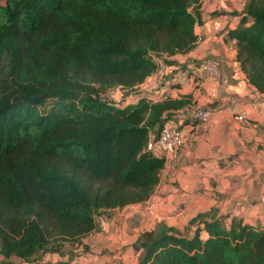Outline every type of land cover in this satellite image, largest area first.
Returning a JSON list of instances; mask_svg holds the SVG:
<instances>
[{"label": "trees", "instance_id": "obj_1", "mask_svg": "<svg viewBox=\"0 0 264 264\" xmlns=\"http://www.w3.org/2000/svg\"><path fill=\"white\" fill-rule=\"evenodd\" d=\"M201 2L0 0V264H71L97 216L151 198L166 157L149 143L189 102L137 87L159 63L158 89L183 68L172 58L196 47ZM236 15L237 62L264 96V0ZM226 220L159 223L133 245L138 264H264V227Z\"/></svg>", "mask_w": 264, "mask_h": 264}, {"label": "crops", "instance_id": "obj_2", "mask_svg": "<svg viewBox=\"0 0 264 264\" xmlns=\"http://www.w3.org/2000/svg\"><path fill=\"white\" fill-rule=\"evenodd\" d=\"M246 1L202 0L196 47L172 58L183 68L150 96L189 102L174 121L182 127L184 144L175 155H165L151 198L117 209L102 231L85 239L94 249L88 260L76 256L86 260L77 264H138L133 245L142 233L159 223L184 232L194 217L212 210L227 216V224L235 217L264 227V96L247 81L229 37ZM206 59L217 63V80L195 66ZM150 80L159 85L155 76ZM197 109L210 111V118L193 121L190 115ZM243 113L246 122L237 119Z\"/></svg>", "mask_w": 264, "mask_h": 264}, {"label": "built area", "instance_id": "obj_3", "mask_svg": "<svg viewBox=\"0 0 264 264\" xmlns=\"http://www.w3.org/2000/svg\"><path fill=\"white\" fill-rule=\"evenodd\" d=\"M201 71L204 75L212 80H217L219 77L218 66L217 63L213 60H207L203 62L200 66ZM165 73V67L163 63H159V70L155 77L159 80L161 75ZM139 91H145L149 93H156L158 89V85L152 80H146L142 85L137 87ZM121 87H117L109 93L110 99H114L117 95L120 94ZM152 98V97H151ZM153 99V98H152ZM154 100H156L154 98ZM211 116L210 111H197L193 114V118L197 120L207 121ZM246 115L243 113L237 117L239 121L246 122ZM185 141L184 133L180 130L175 123H167L163 127L160 137L156 142L149 143V149L160 153L161 155H175L177 151L183 146ZM109 217L106 215H99L96 217L97 227L102 231Z\"/></svg>", "mask_w": 264, "mask_h": 264}, {"label": "rangeland", "instance_id": "obj_4", "mask_svg": "<svg viewBox=\"0 0 264 264\" xmlns=\"http://www.w3.org/2000/svg\"><path fill=\"white\" fill-rule=\"evenodd\" d=\"M186 228V227H185ZM94 249V244H91L90 245V239H87V240H84V243H83V246L82 245H80V246H77V247H75V246H68L67 248H66V251L68 252V254H70L71 255V258H73L72 260H71V263H73V264H77V262L79 263V262H83V261H86V260H82L81 258L83 257V258H86L87 260L90 258V256L92 255V252H91V249L92 248ZM96 248V247H95ZM99 249L100 248H98V252H99ZM79 255H82L81 256V258L80 257H75V256H79ZM1 255H0V260H1ZM53 258L55 259V260H57L55 257H53V256H50V255H48V256H45V254L44 255H42V256H37V257H35V260H33L32 261V263L30 262V263H28V264H46L47 263V261L49 262L50 260H53ZM12 260H14V261H16V262H19V260L18 259H16V258H13Z\"/></svg>", "mask_w": 264, "mask_h": 264}]
</instances>
